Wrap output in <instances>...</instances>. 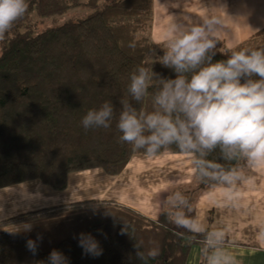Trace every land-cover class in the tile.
I'll use <instances>...</instances> for the list:
<instances>
[{"label": "trees", "instance_id": "obj_1", "mask_svg": "<svg viewBox=\"0 0 264 264\" xmlns=\"http://www.w3.org/2000/svg\"><path fill=\"white\" fill-rule=\"evenodd\" d=\"M153 1L27 0L28 13L0 41V189L39 180L61 192L73 172L101 169L117 176L134 155H146L119 141L117 122L133 70L146 66L156 79L176 78L158 61L164 51L150 35ZM78 9L91 13L34 34L35 16L46 20ZM251 39L259 43L239 48L220 39L213 62L226 60L232 50L264 48V27ZM154 90L150 87L149 96L135 106L151 112ZM104 102L114 107L110 127L85 130L82 118ZM163 153L184 154L175 146L158 154ZM209 159L226 163L218 150ZM242 170L245 175L250 171ZM195 187L202 191L211 184L196 177ZM125 224L130 234H122ZM57 233L66 235L48 242ZM81 233L99 242L102 255L83 253ZM182 233L165 211L153 221L108 202L70 204L0 222V264H48L53 250L62 252L68 264H143L135 247L141 241L143 251H159L148 264H187L192 247L202 243L197 238L189 244ZM28 240L36 241L35 254L26 247Z\"/></svg>", "mask_w": 264, "mask_h": 264}, {"label": "clouds", "instance_id": "obj_2", "mask_svg": "<svg viewBox=\"0 0 264 264\" xmlns=\"http://www.w3.org/2000/svg\"><path fill=\"white\" fill-rule=\"evenodd\" d=\"M217 8L226 6L214 5L203 17L193 20L186 16V22L169 26L168 38L161 47L164 54L158 61L173 69L176 78L156 79L152 68L146 66L133 70L128 96L119 101L117 129L121 143L131 145L134 151L142 149L149 157L175 146L191 158L197 179L213 188L223 187L217 208L239 210L240 188L252 180L242 169L264 170V48L232 50L226 60L213 62L219 33L226 28L224 17L215 12ZM28 9L27 0H0V41ZM153 79L158 81L155 86L151 84ZM150 87L155 90L151 95L152 111L148 112L135 105L149 96ZM113 118V105L104 102L99 109L89 110L81 123L85 130L107 129ZM217 150L226 163L209 159ZM192 212L191 201L181 191L167 197L165 215L177 228L185 230L186 235H181L189 244L200 238L204 264H239L226 248L228 229L208 228ZM129 227L125 224L122 234H130ZM30 228L28 225L26 230ZM256 239L264 248V227ZM78 243L85 255L99 257L103 253L90 234L81 233ZM142 243H136V255L148 264L159 251L152 248L145 252ZM26 247L33 254L37 251L34 240H28ZM48 264H68V260L62 252L53 250Z\"/></svg>", "mask_w": 264, "mask_h": 264}, {"label": "crops", "instance_id": "obj_3", "mask_svg": "<svg viewBox=\"0 0 264 264\" xmlns=\"http://www.w3.org/2000/svg\"><path fill=\"white\" fill-rule=\"evenodd\" d=\"M154 2L153 36L157 41L164 40L167 28L173 22L184 23L186 16L193 20L203 17L208 13V8L214 5L226 6V9H215V12L226 21V28L219 33V39L227 47L241 45L264 27V0H154L153 7ZM230 2L234 5L231 6ZM203 4H207L208 8L202 9ZM76 173L81 176H75ZM247 176H251L252 180L240 188L242 207L239 210L217 208L216 201L221 200L224 194L221 186H211L202 191L196 189V176L187 154L163 153L151 157L134 155L117 176H109L101 169L73 172L69 175L68 187L63 193L68 190L73 177L75 180L93 178L108 183L112 190H116L115 194L107 195L111 197L108 203L128 208L156 221L165 211L169 195L193 188L192 215L198 214L208 228L228 229L229 243L226 248L239 260V264H264V248L259 246L256 239L258 232L264 227V170L249 171ZM37 181L54 192L41 181L34 180L0 189V195L8 189ZM4 199L5 197L0 196L1 212H5L7 207ZM201 248L200 244L192 247L187 264H200Z\"/></svg>", "mask_w": 264, "mask_h": 264}, {"label": "rangeland", "instance_id": "obj_4", "mask_svg": "<svg viewBox=\"0 0 264 264\" xmlns=\"http://www.w3.org/2000/svg\"><path fill=\"white\" fill-rule=\"evenodd\" d=\"M230 3H232L231 6L234 5L233 2ZM155 7L156 6L154 2L153 9H155ZM201 8L202 9L208 8V5L203 4ZM90 13L91 11L89 10L78 9L71 11L66 15L57 16L46 20H42L35 16L33 20L34 34L37 35L48 28L54 27L55 25L56 26L62 25L63 23H65L66 21L72 18L73 19L84 18ZM154 27L155 25L153 23L150 31L151 38L153 42L157 45V47L161 51H164V49L161 47L164 46L168 37L166 36L164 37V40L157 41L153 36ZM168 28L166 32H168ZM257 43H259L258 39L249 38L241 45L246 44L247 46H255ZM241 45L236 47L239 48L241 47ZM153 60L154 57L152 58V61ZM75 176H81V175L79 173H76ZM53 191L54 192L49 191L38 181L6 190L4 193L0 195L5 197L4 203L7 205L5 212L0 211V221L31 212L41 211L43 209L59 207L61 205H70V204H78V203H95V202L106 203L111 201V197L107 195L116 193V190H112L111 186L108 183L98 180H93V178L75 180L74 177L73 179H71L69 188L66 192L63 193V191L61 192L55 190ZM183 194L186 195L188 198L190 197V201L193 205V199L191 198L194 195L193 188H189L188 190H185ZM193 213H194V206H193L192 214ZM172 226L174 228H177L173 223ZM45 231L46 230L44 229L43 235H45L44 234ZM64 235L66 234L57 233L51 235L50 238H48V242L54 241L55 243L58 241L59 238L63 237ZM53 244H51V246Z\"/></svg>", "mask_w": 264, "mask_h": 264}]
</instances>
